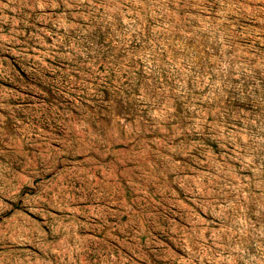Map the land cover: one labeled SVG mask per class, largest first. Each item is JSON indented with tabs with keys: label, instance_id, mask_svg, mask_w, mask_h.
<instances>
[{
	"label": "rangeland",
	"instance_id": "1",
	"mask_svg": "<svg viewBox=\"0 0 264 264\" xmlns=\"http://www.w3.org/2000/svg\"><path fill=\"white\" fill-rule=\"evenodd\" d=\"M0 264H264V0H0Z\"/></svg>",
	"mask_w": 264,
	"mask_h": 264
}]
</instances>
